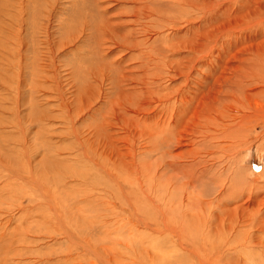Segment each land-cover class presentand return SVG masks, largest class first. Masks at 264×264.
Returning a JSON list of instances; mask_svg holds the SVG:
<instances>
[{
	"label": "rangeland",
	"instance_id": "374dc122",
	"mask_svg": "<svg viewBox=\"0 0 264 264\" xmlns=\"http://www.w3.org/2000/svg\"><path fill=\"white\" fill-rule=\"evenodd\" d=\"M0 264H264V0H0Z\"/></svg>",
	"mask_w": 264,
	"mask_h": 264
}]
</instances>
